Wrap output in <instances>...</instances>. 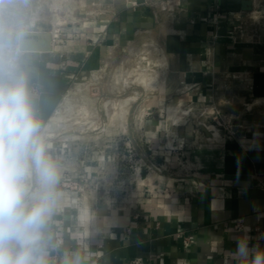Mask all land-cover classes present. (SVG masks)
<instances>
[{"label": "crops", "instance_id": "1", "mask_svg": "<svg viewBox=\"0 0 264 264\" xmlns=\"http://www.w3.org/2000/svg\"><path fill=\"white\" fill-rule=\"evenodd\" d=\"M88 9V23L51 53L26 55L25 70L15 72L41 122L103 53L109 62L152 59L182 117L142 122L160 168L142 176L135 198L112 177L83 192L60 187L47 264H240L233 253L241 239L264 249V0H91ZM134 45L139 52H130ZM215 109L252 131L225 140L205 132ZM173 126L185 145L176 152Z\"/></svg>", "mask_w": 264, "mask_h": 264}, {"label": "rangeland", "instance_id": "2", "mask_svg": "<svg viewBox=\"0 0 264 264\" xmlns=\"http://www.w3.org/2000/svg\"><path fill=\"white\" fill-rule=\"evenodd\" d=\"M8 1H2L6 12L2 10L0 16V80L3 81L18 70H25V57L33 54L25 52L28 47L22 46V41L34 44L30 47L35 50L44 49L46 46L42 45L50 37L49 47L53 49V43L66 41L64 38L72 35L74 27L88 23L95 16L88 9L91 0H34L31 7L27 0ZM132 42L135 44L136 39ZM139 46H132L130 52H139L142 48ZM102 57L99 63L88 66L84 77L71 80L58 109L45 125L48 127L46 142L51 145V156L61 166L60 187H76L83 192L84 187L105 185L112 177L115 187L122 186L121 180L125 182L123 188L129 189L128 198L133 199L142 176L160 168V162L153 159L154 149H150L142 137V122L161 117L163 121L168 119L167 123L172 120L178 123L182 111L170 102L173 97L166 94L162 74L152 59L130 58L121 62L114 58L107 62V54L103 53ZM123 72L129 73L133 80L135 76L139 78L127 87L123 83ZM107 102L124 104L115 120H110L105 110ZM222 114L226 117L224 126L228 127L231 115ZM191 115L188 113V117ZM208 118L206 125H214L213 117ZM93 123L97 126L94 129ZM72 127L82 131L69 130ZM178 127H172L174 141L169 145L175 152L180 146L185 149V145L178 142L181 140ZM222 134L225 131L222 130ZM240 134L249 133L241 131ZM167 143L164 141L160 145L164 147Z\"/></svg>", "mask_w": 264, "mask_h": 264}, {"label": "clouds", "instance_id": "3", "mask_svg": "<svg viewBox=\"0 0 264 264\" xmlns=\"http://www.w3.org/2000/svg\"><path fill=\"white\" fill-rule=\"evenodd\" d=\"M46 135L26 78L0 80V264H47L55 247L49 223L63 207L62 172ZM233 256L240 264H264V249H250L247 239Z\"/></svg>", "mask_w": 264, "mask_h": 264}, {"label": "built area", "instance_id": "4", "mask_svg": "<svg viewBox=\"0 0 264 264\" xmlns=\"http://www.w3.org/2000/svg\"><path fill=\"white\" fill-rule=\"evenodd\" d=\"M12 0H9L8 2H10ZM29 1L30 5L29 7H31V3L34 1V0H27ZM11 7V6H10ZM0 10L5 13L6 12V7H0ZM5 10V11H4ZM1 11H0V16H1ZM207 115L208 113L205 111L204 112V115ZM224 114H222V111H219V110H213L212 111V117H213V121H214V125H210V126H207L206 124H201V128L207 132V133H210L212 136L214 135L215 136V132L218 134V133H221V137L223 140L226 139V137L228 138H235L237 137L241 131H245L247 133H250L251 129L250 127H248L245 123H237V118L234 117L233 115H231L229 117V125L228 127H225V119L226 117L223 116ZM235 128V129H234ZM222 130L225 131V134L223 135L222 134ZM236 228L237 229H240L241 228V223L238 222L237 225H236ZM57 245L58 246H62L63 245V240L62 239H57ZM133 264H142V261L141 260H136L133 262Z\"/></svg>", "mask_w": 264, "mask_h": 264}, {"label": "bare ground", "instance_id": "5", "mask_svg": "<svg viewBox=\"0 0 264 264\" xmlns=\"http://www.w3.org/2000/svg\"><path fill=\"white\" fill-rule=\"evenodd\" d=\"M170 33V32H169ZM125 75L123 76V78H124V80H123V83L125 84V86H129L130 85V83L133 81H136V78H139V77H136L135 76V80H133L132 79V76L129 74V73H125V72H123ZM156 76V75H155ZM141 79V78H140ZM142 81V80H141ZM151 82V81H150ZM153 82V81H152ZM136 83V82H135ZM147 83L148 82H146V85H147ZM134 84V83H133ZM137 84H138V82H137ZM142 84L144 85V83L142 82ZM149 84V83H148ZM152 84V83H151ZM124 86V87H125ZM148 86V85H147ZM130 100V99H129ZM135 100V99H134ZM133 101V100H132ZM232 101V100H231ZM123 106H124V104H123ZM123 106H122V104H116L115 102L114 103H112V102H107L106 104H105V110H106V112L108 113V116L110 117V120H115L114 118H116V115H118L119 113H118V110H121V108H123ZM188 113V112H187ZM84 125V124H83ZM85 126V125H84ZM92 128L94 129V128H96L97 126L93 123L92 124ZM65 127H66V125H65ZM100 127V126H99ZM48 128V127H47ZM46 128V129H47ZM83 129V128H82ZM86 128H84L83 130H85ZM69 130H73L74 132L75 131H82L80 128L79 129H75L74 127H72V129L70 128ZM215 136H217V133L215 132Z\"/></svg>", "mask_w": 264, "mask_h": 264}, {"label": "water", "instance_id": "6", "mask_svg": "<svg viewBox=\"0 0 264 264\" xmlns=\"http://www.w3.org/2000/svg\"><path fill=\"white\" fill-rule=\"evenodd\" d=\"M50 42H51V38L50 37H48L47 39H46V41H45V43L42 45L43 46V48L46 46V48H44V49H33V48H31L30 47V45H34V44H25V42L24 41H22L21 42V45L22 46H27L28 48L25 50V52H33V53H48V52H52V48H50L49 47V44H50ZM21 46V47H22ZM48 46V47H47ZM30 48V49H29Z\"/></svg>", "mask_w": 264, "mask_h": 264}]
</instances>
